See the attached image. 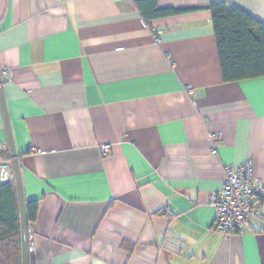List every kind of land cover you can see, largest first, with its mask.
Wrapping results in <instances>:
<instances>
[{
    "label": "crops",
    "instance_id": "obj_1",
    "mask_svg": "<svg viewBox=\"0 0 264 264\" xmlns=\"http://www.w3.org/2000/svg\"><path fill=\"white\" fill-rule=\"evenodd\" d=\"M210 1L0 0L4 97L38 200L28 264H264L263 219L213 225L226 165L252 162L264 208V76L222 79ZM225 1L264 23V0ZM1 162L13 175L0 103Z\"/></svg>",
    "mask_w": 264,
    "mask_h": 264
},
{
    "label": "trees",
    "instance_id": "obj_2",
    "mask_svg": "<svg viewBox=\"0 0 264 264\" xmlns=\"http://www.w3.org/2000/svg\"><path fill=\"white\" fill-rule=\"evenodd\" d=\"M211 12L219 64L224 81L264 76V23L225 0L204 6ZM180 7H164L158 14H176ZM38 200L26 202L28 223L36 217ZM0 264H21V236L15 181L0 182Z\"/></svg>",
    "mask_w": 264,
    "mask_h": 264
},
{
    "label": "built area",
    "instance_id": "obj_3",
    "mask_svg": "<svg viewBox=\"0 0 264 264\" xmlns=\"http://www.w3.org/2000/svg\"><path fill=\"white\" fill-rule=\"evenodd\" d=\"M156 31L155 28H152ZM3 144L1 149H5ZM100 150L107 153L108 146L102 145ZM7 162L0 163V181L12 178ZM262 182L253 175L252 162L246 159L238 164L224 167V179L220 189L214 190L209 202L214 208V227L228 237L234 231H242L254 218L264 220V208L260 199Z\"/></svg>",
    "mask_w": 264,
    "mask_h": 264
},
{
    "label": "water",
    "instance_id": "obj_4",
    "mask_svg": "<svg viewBox=\"0 0 264 264\" xmlns=\"http://www.w3.org/2000/svg\"><path fill=\"white\" fill-rule=\"evenodd\" d=\"M0 103L3 113L4 127L7 133L8 148L11 156V165L13 170V178L15 181V188L17 194V202L19 209V223H20V236H21V264H28L29 261V227L26 214V200L23 192L19 156L16 151L12 131L6 107V101L3 91V82L0 71Z\"/></svg>",
    "mask_w": 264,
    "mask_h": 264
}]
</instances>
